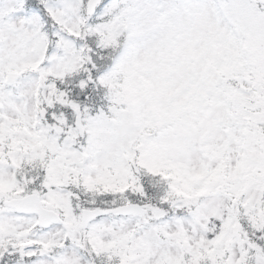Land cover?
I'll list each match as a JSON object with an SVG mask.
<instances>
[{"label":"snow or ice","instance_id":"1","mask_svg":"<svg viewBox=\"0 0 264 264\" xmlns=\"http://www.w3.org/2000/svg\"><path fill=\"white\" fill-rule=\"evenodd\" d=\"M0 264H264V0H0Z\"/></svg>","mask_w":264,"mask_h":264}]
</instances>
